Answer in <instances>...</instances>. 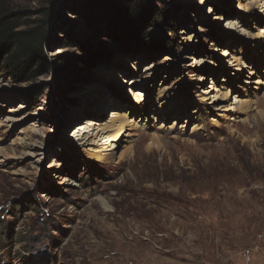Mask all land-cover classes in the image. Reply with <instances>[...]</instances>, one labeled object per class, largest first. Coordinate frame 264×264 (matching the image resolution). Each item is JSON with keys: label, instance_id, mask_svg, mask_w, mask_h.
<instances>
[{"label": "rangeland", "instance_id": "374dc122", "mask_svg": "<svg viewBox=\"0 0 264 264\" xmlns=\"http://www.w3.org/2000/svg\"><path fill=\"white\" fill-rule=\"evenodd\" d=\"M131 1H13L49 65L0 58V264H264V0Z\"/></svg>", "mask_w": 264, "mask_h": 264}, {"label": "trees", "instance_id": "16d2710c", "mask_svg": "<svg viewBox=\"0 0 264 264\" xmlns=\"http://www.w3.org/2000/svg\"><path fill=\"white\" fill-rule=\"evenodd\" d=\"M13 1L0 0V58L3 52L7 51L8 56L2 61L10 65L14 75L33 78L49 65L43 51V42L47 38L48 31L35 26L30 30L16 32L20 13L13 10ZM130 3L129 6L122 7L121 11L127 25H132L143 12H150L151 15L154 10L146 0H132ZM154 17L161 19L163 13L156 9Z\"/></svg>", "mask_w": 264, "mask_h": 264}, {"label": "bare ground", "instance_id": "6f19581e", "mask_svg": "<svg viewBox=\"0 0 264 264\" xmlns=\"http://www.w3.org/2000/svg\"><path fill=\"white\" fill-rule=\"evenodd\" d=\"M260 35H261L260 33H257L254 37H256V36L259 37ZM221 54L225 55L224 53H221ZM263 76H264V74H263ZM133 84H137V81H134ZM211 88L213 89V87H211ZM204 92L208 95L210 93V91H208V90L204 91ZM132 94L134 95L136 101H138L137 103L142 104L143 96L146 94L141 92V91H137V92L134 91V92H132ZM207 97H209V96H207ZM198 117H197V120H198ZM199 125L200 124L196 125L195 127H199ZM80 126L81 127H79L77 131L79 132L82 130L85 133V132H87L86 131L87 128L93 126V123L89 120V122H83ZM129 126H130V130L125 135L128 137L133 136V134L136 130L135 125H133V124L131 125V123H129L128 118L125 114H123V115L117 114L114 117H112V121H111L110 125L107 126L105 129H103L102 133L99 135L102 138L103 142L101 143V145L99 147L92 148L91 149L92 152H90L89 154L92 157H94L95 159H97L98 161H102V162H105V161L110 162V161L114 160L115 156H116V153L114 151L116 148V144L119 140H122L121 139L122 134L125 131V129ZM111 141L113 142V144H112V147L109 148V146L106 144L110 143ZM129 151H130V147L125 152L128 153Z\"/></svg>", "mask_w": 264, "mask_h": 264}]
</instances>
